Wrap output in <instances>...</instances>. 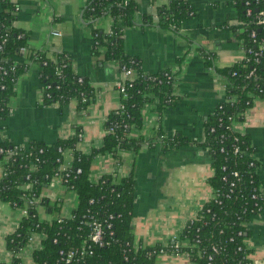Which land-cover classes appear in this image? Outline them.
Instances as JSON below:
<instances>
[{"label":"trees","instance_id":"16d2710c","mask_svg":"<svg viewBox=\"0 0 264 264\" xmlns=\"http://www.w3.org/2000/svg\"><path fill=\"white\" fill-rule=\"evenodd\" d=\"M86 1L85 19L92 25L105 16L113 19L110 32L92 31L91 55L95 66L117 62L121 68L132 69L137 77L124 79L127 96L108 117L102 147L90 154L80 149L81 131L52 145L34 142L25 148L8 140L0 142V203L28 211L19 228L7 238L14 258L12 264H22L19 254L36 234L43 235L44 240L33 253L35 264H66L64 256L73 249L87 251L80 261L69 264H155L162 249L168 254L188 253L195 264H252L245 241L251 236L252 218L262 212L264 195L260 190L255 149L250 137L235 125L244 119V113L255 100L264 99V24H260L264 19V0L233 3L240 23L235 33L245 57L232 67L217 69L225 82L226 96L205 120L201 144L212 159L213 175L208 184L217 196L209 199L193 221L187 223L180 234L178 252L171 243L155 246L136 243L132 222L137 189L132 173L121 179L107 176L98 183L90 178L98 154H110L121 165V152L137 151L144 145L151 148L158 140L172 148L191 144L181 136L167 137L162 126L147 141L130 137L134 128H141L147 104H152L161 117L165 109L178 104L177 75L170 70L145 73L141 62L126 53L125 29L135 25L136 0ZM0 3V127L5 128L3 123L11 116L10 102L16 95L19 78L32 64L40 68L44 86L42 106H57L62 111L75 102L79 111L87 110L96 96L89 79L74 71L68 55L48 57L45 51L30 48L28 35L15 26L17 4L13 0ZM195 14L189 0H170L159 12V26L178 32L182 23ZM203 55L206 59L209 56ZM236 148L238 153H234ZM62 151L72 158L65 171ZM55 178L76 192L78 206L72 218L42 220L39 207L51 206L41 194ZM253 193L258 195L255 200L251 198ZM56 209L59 211L60 207ZM105 220L110 227L105 226L104 246L92 245L89 249L92 222Z\"/></svg>","mask_w":264,"mask_h":264},{"label":"crops","instance_id":"0c3cea01","mask_svg":"<svg viewBox=\"0 0 264 264\" xmlns=\"http://www.w3.org/2000/svg\"><path fill=\"white\" fill-rule=\"evenodd\" d=\"M13 1L18 6L15 26L28 35L30 48L43 50L48 57L68 55L74 71L89 79L96 96L83 112L75 102L67 104L62 111L57 106L44 107L40 68L32 64L17 82L16 95L10 102L11 116L3 123L5 128L0 127V142L8 140L25 148L34 142L52 145L81 131L83 153L100 149L108 117L121 105L123 97L118 85L125 77L117 62L95 66L91 55L92 31L110 32L113 19L105 16L92 25L85 19L86 0ZM189 1L196 14L175 32L159 26V12L170 0H136L135 25L125 29V51L141 62L145 73L170 70L176 74L175 95L180 98L178 104L164 110L162 117L152 104H147L141 128H134L130 137L147 141L162 126L167 137L181 136L191 144L172 148L158 140L151 148L144 145L137 151L121 152V165L110 154H98L91 170L93 183L107 176L121 179L133 174L137 189L133 233L136 243L146 246L172 244V238L180 237L187 223L212 198L213 190L208 184L213 175L212 159L201 146L203 126L226 96V85L217 69L232 67L245 57L235 33L240 25L233 7L235 0ZM203 53L209 55L207 59ZM136 77L134 72L130 78ZM235 127L250 137L264 195V99L255 100ZM41 198L51 206L39 207L42 220L71 218L78 206L76 192L67 189L57 178L44 189ZM24 218L21 209L0 203V264L13 263L7 238ZM249 229L251 236L245 245L252 264H264V206L252 218ZM43 240V235L32 237V243L20 254L22 264H35L33 253ZM155 264L195 263L184 255L167 253L159 255Z\"/></svg>","mask_w":264,"mask_h":264},{"label":"built area","instance_id":"2783aa9c","mask_svg":"<svg viewBox=\"0 0 264 264\" xmlns=\"http://www.w3.org/2000/svg\"><path fill=\"white\" fill-rule=\"evenodd\" d=\"M248 13H250V10L248 11ZM261 15H263V14H261ZM260 24H264V19H262L260 21ZM56 35H58V34H56ZM252 37H255V33H253ZM262 50H264V46H262ZM22 51H25V49H22ZM121 69H122V72H123V75H124L125 78H130L133 75V73H134V71L132 69H126V68H121ZM118 90L120 91L122 97H126L127 96V94H126V86H125V84L123 82L118 85ZM120 107H121V105H120ZM81 138H82V134H81ZM1 152H3V150H1ZM238 152H239V148H236L235 151H234V153H238ZM62 154L64 156V165H63L64 167H63V171H65L70 166L72 158H71L70 153H66V152H63L62 151ZM77 173L78 174L81 173V170L78 169L77 170ZM234 175L236 177H238V173H234ZM234 185H235V183H232L231 184V187H233ZM231 191H233V189ZM215 196H217V195H216L215 192H213V196L212 197L214 198ZM257 196H258L257 194L253 193L251 195V198L255 200V199H257ZM34 201L36 202V199H34ZM91 203H93V201ZM22 211L24 212L25 217H26L28 215V211H26V210H22ZM112 218L113 217L110 216V219H112ZM190 221H193V219L190 220ZM106 225H108V220H105L104 222H102V221H93L92 222L91 233L88 236L89 249H91L92 245H95V246H98V247L104 246L105 226ZM109 227H110V224L108 225V228ZM32 237L30 238L29 244L32 243ZM172 244H173L174 251L175 252H178L179 248L181 247L180 237L179 236L173 237L172 238ZM196 244L197 243L193 244L192 246H196ZM23 250H21L20 254L23 252ZM86 251H87L86 249H81V250L80 249H73V250H71L69 253H67L64 256L65 263L66 264H69L72 261L73 262L74 261H80L81 258L86 255ZM214 251L216 252V249L215 248H214ZM20 254H19V257H20ZM164 254H167V252L164 249L160 250L159 255H164ZM177 255H184L188 259L190 257V255L188 253L177 254Z\"/></svg>","mask_w":264,"mask_h":264}]
</instances>
